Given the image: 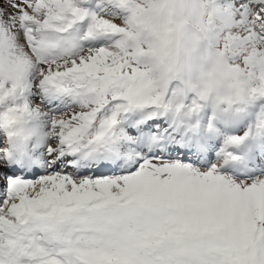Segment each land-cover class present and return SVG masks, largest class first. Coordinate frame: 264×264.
<instances>
[{"label":"snow or ice","instance_id":"1","mask_svg":"<svg viewBox=\"0 0 264 264\" xmlns=\"http://www.w3.org/2000/svg\"><path fill=\"white\" fill-rule=\"evenodd\" d=\"M0 264H264V0H0Z\"/></svg>","mask_w":264,"mask_h":264}]
</instances>
